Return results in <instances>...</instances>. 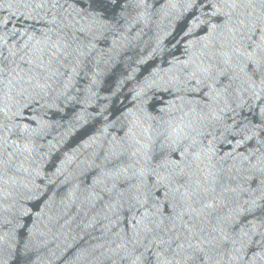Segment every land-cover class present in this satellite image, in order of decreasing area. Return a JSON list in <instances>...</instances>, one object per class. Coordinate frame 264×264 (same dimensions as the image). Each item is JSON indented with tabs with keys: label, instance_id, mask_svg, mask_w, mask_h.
I'll return each instance as SVG.
<instances>
[{
	"label": "water",
	"instance_id": "1",
	"mask_svg": "<svg viewBox=\"0 0 264 264\" xmlns=\"http://www.w3.org/2000/svg\"><path fill=\"white\" fill-rule=\"evenodd\" d=\"M0 264H264V0H0Z\"/></svg>",
	"mask_w": 264,
	"mask_h": 264
}]
</instances>
